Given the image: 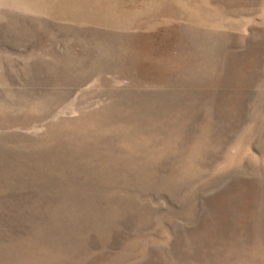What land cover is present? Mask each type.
<instances>
[{"label": "rangeland", "instance_id": "rangeland-1", "mask_svg": "<svg viewBox=\"0 0 264 264\" xmlns=\"http://www.w3.org/2000/svg\"><path fill=\"white\" fill-rule=\"evenodd\" d=\"M0 264H264V0H0Z\"/></svg>", "mask_w": 264, "mask_h": 264}, {"label": "bare ground", "instance_id": "bare-ground-1", "mask_svg": "<svg viewBox=\"0 0 264 264\" xmlns=\"http://www.w3.org/2000/svg\"><path fill=\"white\" fill-rule=\"evenodd\" d=\"M121 54H122V52H121ZM127 56H128V55H127ZM127 56H126V57H127ZM139 59H140V58H139ZM125 61H126V60H125ZM132 113H133V112H132ZM115 167H116V166H115Z\"/></svg>", "mask_w": 264, "mask_h": 264}]
</instances>
